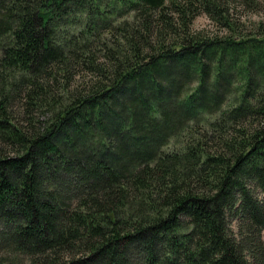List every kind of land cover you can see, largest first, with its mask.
Wrapping results in <instances>:
<instances>
[{
	"label": "trees",
	"instance_id": "obj_1",
	"mask_svg": "<svg viewBox=\"0 0 264 264\" xmlns=\"http://www.w3.org/2000/svg\"><path fill=\"white\" fill-rule=\"evenodd\" d=\"M262 6L0 0V264H264Z\"/></svg>",
	"mask_w": 264,
	"mask_h": 264
},
{
	"label": "rangeland",
	"instance_id": "obj_2",
	"mask_svg": "<svg viewBox=\"0 0 264 264\" xmlns=\"http://www.w3.org/2000/svg\"><path fill=\"white\" fill-rule=\"evenodd\" d=\"M263 3V6L259 9L261 12L253 11L249 12L247 14L248 16V21H259L264 19V0H261ZM251 24V22L248 23V25ZM211 20L206 16V15H201L198 17L195 21V27L196 28H201V27H211Z\"/></svg>",
	"mask_w": 264,
	"mask_h": 264
},
{
	"label": "bare ground",
	"instance_id": "obj_3",
	"mask_svg": "<svg viewBox=\"0 0 264 264\" xmlns=\"http://www.w3.org/2000/svg\"><path fill=\"white\" fill-rule=\"evenodd\" d=\"M181 1V0H180ZM199 13V12H198ZM238 19V18H237ZM264 25V24H263ZM245 31V30H244ZM256 188V187H255Z\"/></svg>",
	"mask_w": 264,
	"mask_h": 264
}]
</instances>
